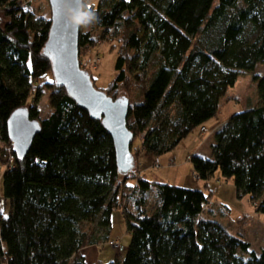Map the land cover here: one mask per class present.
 Segmentation results:
<instances>
[{
	"label": "trees",
	"instance_id": "obj_1",
	"mask_svg": "<svg viewBox=\"0 0 264 264\" xmlns=\"http://www.w3.org/2000/svg\"><path fill=\"white\" fill-rule=\"evenodd\" d=\"M94 1L98 21L87 32L81 26L79 51L121 42L105 93L114 100L122 88L131 93L133 144L142 136L144 152L158 162L218 116L240 75L264 64V0ZM31 4L0 0V141L14 156L2 176L9 212L0 213V263L88 264L81 251L108 243L113 213L121 211L130 242L109 264H264V249L255 252L244 233L204 216L210 198L203 191L138 175L133 144L132 169L119 170L102 121L57 86L44 54L51 20L36 18ZM253 80L258 104L216 130L210 158L187 159L205 186L219 174L264 214V77ZM45 92L52 113L41 119ZM20 110L41 127L22 158L8 130Z\"/></svg>",
	"mask_w": 264,
	"mask_h": 264
},
{
	"label": "rangeland",
	"instance_id": "obj_2",
	"mask_svg": "<svg viewBox=\"0 0 264 264\" xmlns=\"http://www.w3.org/2000/svg\"><path fill=\"white\" fill-rule=\"evenodd\" d=\"M30 2L32 3L31 11L36 18L43 17L44 19L51 20L49 0H30ZM88 2L89 5L96 4L94 0H88ZM1 19L2 17H0ZM84 30L86 32L91 30V25L85 27ZM122 51L123 47L121 42L110 39L102 40L95 47L87 49L86 51H79L81 69L91 75L92 81L98 90L106 92L115 80L117 76L115 64L118 57L121 56ZM256 75L264 77V64H259L253 72H246L240 75L236 85L228 90L226 97L222 100V106L218 116L204 125L207 132L203 133L201 128L195 130L173 152L159 158L161 165H156L157 160L144 152L142 136H139L134 144L132 143V153L137 161L138 175H141V171L144 173L146 180L203 191L210 198V202L205 207L204 216L226 225L233 234L244 233L247 240L251 243L252 249L260 253L264 249V214H258L256 212V207L252 204L248 196L238 197L233 181L228 183L219 174L205 186V182L194 177L192 174V164L187 159L188 155L192 154L211 157L213 127L221 122H226L230 116L245 112L258 104V83L253 80V77ZM127 96H130L134 101L131 93L127 92L125 88H122L118 97ZM38 107L41 112V119H46L51 115L52 110L49 106L48 92L43 94ZM199 145H201V148L197 152ZM0 154L6 156L4 158L6 160L5 163L0 161L2 163L0 164V213L7 215L9 212V203L3 196L2 176L7 165L11 162V155L8 147L1 141ZM152 204L153 200L150 199L148 207ZM112 223L114 229H112L113 232L111 231V236L122 225L121 227L123 229L125 228V238L122 240L109 239L108 243H101L92 249L91 252L98 251L99 255V260L97 259L98 262L95 264H109L115 261L117 256L120 259L126 255L130 235L126 233V224L122 218L121 211H115L113 213ZM85 230L90 236H94L96 239L101 236V233L94 227L87 225ZM112 242L120 243V247L117 249L112 246ZM122 244L123 246H121ZM0 264L7 263L1 262Z\"/></svg>",
	"mask_w": 264,
	"mask_h": 264
},
{
	"label": "water",
	"instance_id": "obj_3",
	"mask_svg": "<svg viewBox=\"0 0 264 264\" xmlns=\"http://www.w3.org/2000/svg\"><path fill=\"white\" fill-rule=\"evenodd\" d=\"M81 0H49L51 28L44 54L51 63L54 80L70 98L87 111L92 119L102 121L115 145L119 170L125 173L133 167L131 145L134 136L127 128L130 101L126 97L112 99L98 90L91 75L81 69L79 60L80 29L70 26L69 11H79ZM66 5V8H64ZM13 151L24 157L40 132L39 122L31 121L26 110L15 112L8 123Z\"/></svg>",
	"mask_w": 264,
	"mask_h": 264
},
{
	"label": "clouds",
	"instance_id": "obj_4",
	"mask_svg": "<svg viewBox=\"0 0 264 264\" xmlns=\"http://www.w3.org/2000/svg\"><path fill=\"white\" fill-rule=\"evenodd\" d=\"M66 8V5H64ZM67 18L70 26L79 28L81 26H89L98 21V17L95 12L90 9L88 0H81L79 5V11H69Z\"/></svg>",
	"mask_w": 264,
	"mask_h": 264
},
{
	"label": "crops",
	"instance_id": "obj_5",
	"mask_svg": "<svg viewBox=\"0 0 264 264\" xmlns=\"http://www.w3.org/2000/svg\"><path fill=\"white\" fill-rule=\"evenodd\" d=\"M225 122H221V123H219V124H216L214 127H213V134H212V136H214V133L216 132V130L218 129V128H220L223 124H224ZM212 143V142H211ZM212 145V144H211ZM200 148H201V145H199L198 146V148H197V152L198 151H200ZM193 155V154H192ZM189 156H191V155H188V157ZM212 156V155H211ZM0 157H1V154H0ZM210 158V157H209ZM159 161H160V159H159ZM159 165H161V161H160V164ZM170 168H171V166H170ZM140 173H141V176L142 177H144V173H142L141 171H140ZM194 173V171H193V167H192V174ZM149 181V180H148ZM150 182H155V181H150ZM157 182V181H156ZM230 181H228V183H229ZM159 183H161V182H159ZM177 186V185H176ZM235 188V187H234ZM210 202V201H209ZM123 218V217H122ZM124 220V219H123ZM122 225H120L119 226V228H118V230L115 232V233H113V235L111 236V234H112V232H113V230H112V232H111V234H110V237H109V239L110 240H122V239H124L125 238V236H124V229H123V227H121ZM121 227V228H120ZM112 229H114V225H113V227H112ZM126 231H127V229H126ZM127 233V232H126ZM113 236H114V238H113ZM97 246H99V245H97ZM97 246H90V247H86L85 249H83L82 251H81V253L83 254V256L86 258V261H87V263L88 264H95V263H97L98 262V260H99V255H98V251H95V252H91V250L92 249H94V248H96ZM97 250V249H96ZM122 256V255H121ZM117 258H119L118 256L116 257V259ZM122 258V257H121ZM120 258V259H121ZM98 259V260H97Z\"/></svg>",
	"mask_w": 264,
	"mask_h": 264
},
{
	"label": "built area",
	"instance_id": "obj_6",
	"mask_svg": "<svg viewBox=\"0 0 264 264\" xmlns=\"http://www.w3.org/2000/svg\"><path fill=\"white\" fill-rule=\"evenodd\" d=\"M201 131H202L203 133H206V132H207L206 128H202ZM10 155H11V157H10V159H11L10 161H11V162H10V161H9V162L12 163V161L14 160V156H13L12 154H10ZM189 159H190V158H189ZM10 163H9V165H10ZM158 164H159V162L157 161V164H156V165H158ZM9 165H7V167H8ZM7 167H6V169H7ZM6 169H5V170H6ZM193 175H194L195 178H197L196 174H193ZM197 179H198V178H197ZM111 245L114 246V247H116L117 249L120 247V243H114V242H112Z\"/></svg>",
	"mask_w": 264,
	"mask_h": 264
}]
</instances>
